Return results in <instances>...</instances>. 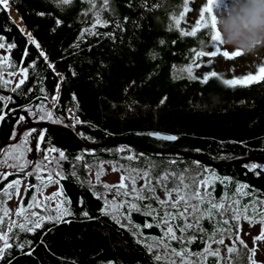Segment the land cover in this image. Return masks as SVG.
<instances>
[{
    "label": "trees",
    "instance_id": "1",
    "mask_svg": "<svg viewBox=\"0 0 264 264\" xmlns=\"http://www.w3.org/2000/svg\"><path fill=\"white\" fill-rule=\"evenodd\" d=\"M218 1L215 0L212 10L217 7ZM145 2L147 11L142 0H106V9L105 0H71L70 5L63 6V11L52 0H8L7 7L0 4V36L5 38V45L14 44L11 49H0V57L8 58L0 67V75L4 80H11L12 77L7 75L12 70L8 66L9 61L17 67H27L31 61H36L28 69L27 79L16 91H13L16 84L0 83V96L11 98L0 101V112L4 114L0 119V142L18 115L12 125V130L17 132L29 120L67 127L84 144L128 140L153 150L169 151L151 153L120 144L88 151L63 131L36 128L28 137L27 147L31 151L25 153L32 163L23 172L9 167L15 161L7 159L5 163L6 158L3 153L0 154V174L5 168L10 171L7 177L0 178V187L18 177L21 182L27 178V185L36 186L39 183L36 175L46 176L47 171L27 176L24 172L32 173L35 163L42 162L43 149L55 148L68 157V160L61 161L65 173L69 172L74 157L82 156V160L75 163L77 173L83 179L90 178L83 164L94 161L97 164L113 161L132 167L157 164L161 169L167 167L177 172L207 168L216 177L209 181L216 202H220L225 193L231 199L239 197L241 205L253 198H264V169L250 170L245 167L254 161L214 167L175 153H190L216 164L264 157V77L247 86H227L223 83L224 79L256 75L259 68L264 67V59L254 58L244 74L233 73V64L227 68L226 62L221 60V63L212 62L211 66L204 63L202 67L218 70V77L210 78L206 84L190 81L184 68L189 63L201 62L203 58L195 57V52L213 50L210 21L209 27L199 29L195 36H181V30L190 32L195 27V21H188L189 8L186 16H179L184 10L185 0H162V6L155 9L151 6L157 0ZM194 2L201 3L200 8L207 4V0H187V6ZM85 11L87 15L82 14ZM94 11H99L109 23L105 27L96 26L94 32L99 35L85 32L84 38L77 40L80 30L91 25ZM38 12L44 15H37ZM124 17L128 18L127 21ZM174 18L180 20L178 26ZM204 18L209 19L206 12ZM57 19L61 21L59 25L56 24ZM21 29L24 31L21 32ZM28 33L39 44V49L29 42ZM201 39L205 41L203 45L199 43ZM41 50L48 57L47 62L39 55ZM47 63H52L53 68H48ZM193 72L195 74V68ZM41 87L44 88L43 93L40 92ZM29 88L32 91L29 92ZM54 94L57 99L50 109L48 102ZM45 96L47 99H44ZM163 97H166L165 102L160 104ZM212 97H216L215 101ZM41 103L45 109L52 111L59 122L36 118V106ZM29 106L33 115L28 114ZM67 107L72 108L79 122L70 124ZM19 116H24L25 120L17 123ZM40 130L44 131V136L40 138V150H37L35 145ZM152 131L175 135L177 139L169 141L149 136L147 133ZM9 139H14L11 134ZM13 143H19V139ZM50 153L55 158L59 157L58 152ZM129 156L133 159H127ZM106 164L111 166L109 163L103 165ZM92 170L96 171L95 168ZM225 177L230 179L225 181ZM237 183L247 185L242 189V193L247 195H232ZM59 185L63 195L70 200L68 207L72 214L64 217L68 222H44L33 233H20L21 240L26 238L32 243L23 249L13 245L7 257L11 264H107L109 260L113 264H149L145 248L135 242L131 232L119 228L109 216L99 213L103 201L92 194L86 183L81 186L67 175L59 181ZM33 191L34 188L24 191L21 202L26 205ZM3 198L0 192V202ZM140 203L143 205L145 202ZM151 207H156L155 202ZM83 211H87L93 219L83 217ZM131 215L134 223L143 225L145 220L152 222L151 216L140 212L133 211ZM7 221L8 217L5 218V226ZM201 226L205 231H195L198 239L189 245L193 251L203 247L202 240L207 239L212 230L207 217ZM141 231L146 236L160 235V229L155 226L141 227ZM172 244L179 247L174 241ZM214 259L210 257L207 264H213ZM0 264H7V261L0 259Z\"/></svg>",
    "mask_w": 264,
    "mask_h": 264
},
{
    "label": "snow or ice",
    "instance_id": "2",
    "mask_svg": "<svg viewBox=\"0 0 264 264\" xmlns=\"http://www.w3.org/2000/svg\"><path fill=\"white\" fill-rule=\"evenodd\" d=\"M54 5L63 11V6L71 4V0H52ZM8 0H0V4L7 7ZM215 4V0H207V4L199 9L200 18L195 20V27L190 32H184L181 30V36H195L197 31L202 28L209 27L211 29V43L212 49L208 51L195 52V57H216L221 52L220 47L217 46L219 41V33L216 29L215 17L213 15L212 6ZM142 5L145 10L148 9V5L145 0H142ZM105 0V9H106ZM162 6V0L152 4V9ZM92 7L95 4L92 3ZM187 0L184 3V10L179 13L180 17L185 16L187 11ZM207 13L208 20H205L204 14ZM37 15H44L43 12L36 13ZM82 14L87 15V12ZM127 17L124 20L127 21ZM175 19V24L178 26L180 20ZM61 21L56 20V24L59 25ZM109 21L103 18L99 11L92 13V23L87 28L80 30V35L77 36V40L84 38V33L89 35L100 33L94 32L96 26L105 27ZM119 27V25H117ZM24 30L21 29V32ZM29 42L34 44L37 49L40 48L39 44L28 33ZM105 35H109L105 33ZM4 37L0 36V49H11L14 44L8 43L5 45ZM164 43L163 40L160 41ZM221 44V43H220ZM79 47L78 44L75 45ZM27 55V52L24 53ZM39 55L44 58V61H48V57L41 50ZM241 53L237 51H223L222 56L224 58L239 57ZM193 57V59H195ZM7 56L0 57V67H3ZM23 63V58L21 59ZM36 61L33 60L27 67H17L11 64L9 61L8 66L12 69L8 71L9 77L20 74V79L16 81V87L13 91L20 88V85L27 79L28 69L35 65ZM204 62L189 63L184 68L187 73V78L190 81H199L201 84H206L210 78L218 77V70H211L209 67H202ZM207 65H212V60H207ZM48 68H53L52 63H47ZM175 67V65H173ZM194 68L197 70L194 74ZM74 74V73H73ZM264 77V67H260L256 75L248 74L239 78L224 79L223 83L227 86H247L249 83L256 82L260 78ZM61 79L63 77L61 76ZM0 83L5 85L12 83V81L4 80L0 75ZM59 88V83L57 84ZM28 91H32L31 88ZM40 92H44V88H40ZM10 97L0 96V101L9 100ZM44 99H47L45 96ZM57 97L53 95L51 100L55 102ZM73 99L75 97L73 96ZM166 97L160 99L159 103L163 104ZM54 106V105H53ZM37 112L35 116L38 120H48L52 123L59 122L53 117V113L49 109H45L41 103L36 106ZM28 114L34 113L29 106L27 108ZM3 113L0 112V119H3ZM25 120L24 116H19L17 123ZM79 122V121H78ZM35 129L27 128L21 131L18 135L15 129L12 130L11 136L18 138L19 143H11L7 145V148H0V153L7 159L15 161V163L9 164V167L15 168L19 172H23V169L28 164L32 163L27 159L25 153L31 151L27 147L28 137ZM149 136L156 137L158 139L173 141L177 139L175 135H163L160 132L152 131L147 133ZM44 131L40 130L39 136L35 148L40 150V138H43ZM88 151H92L89 149ZM50 152H58V158H50ZM127 159L132 160L133 157L129 156ZM62 160H68L65 153L55 148L43 149L42 162L37 161L32 173L24 172V175L37 174L42 171H47L46 176L36 175L38 181H42V186L47 187L50 184H59L61 179L66 178L67 175L73 177L81 186L85 183L88 185L89 190L94 196L103 201L102 206L98 209L101 215H107L109 218L119 227L129 230L135 239L137 244L142 245L145 248L146 255L149 258V264H207L210 257L215 258L213 264H264V260H257L255 256L257 254V241H264V200L259 198H253L247 204L241 205L239 198L233 200L227 196V193L220 197V202L215 201V197L212 194V188L209 181L216 179L214 173H209V169L196 168V169H184L179 172L175 170H169L167 167L161 169L157 164H148L147 166H126L118 164L113 161H100L98 164L94 161L92 164L84 163L83 167L87 172H91L93 168L96 169L95 183L91 178L83 179L77 173V166L75 162L82 160L81 155L74 157V160L70 162L69 172L65 173L61 165ZM111 164L112 171H119L120 176L118 182L107 183L101 180L104 175L103 164ZM199 165V161L195 162ZM245 167L251 169H257L258 167L264 169V165H257L255 162H250ZM9 173L4 172L0 174V178L7 177ZM225 181L230 178H223ZM139 182V183H138ZM247 185H241L237 183L233 196L242 193V189ZM28 188H34L32 192V198L28 200L25 205L22 203L21 194V179L18 177L11 181H7L0 187V192L6 199H11L13 195H16L17 206L15 207V219L10 217V209L6 206H0V259L7 261V264H11L7 257L10 255L8 250L13 248V245L17 249H23L27 245H31L32 241L28 239L21 240L20 233H33L35 230L40 229L44 222L53 224L67 223L64 219L66 216H70L72 213L68 204L70 200L63 195L62 187H57L49 195H43L42 188L35 185L28 184L24 191ZM37 193L43 197V202L37 197ZM111 193V195H109ZM55 201L53 206L52 201ZM140 202H145L143 205ZM155 202L156 207H151ZM2 203V202H0ZM82 203V201H81ZM40 209V211H36ZM140 212L145 216H151L152 222L145 220L143 225L134 223L132 219V212ZM250 211V214H249ZM83 217L93 219L90 217L87 211L81 212ZM8 217L7 225L5 226V218ZM207 217L208 221L212 224V230L209 233L207 239H203V247L198 251L190 249L189 245L198 238L194 234L195 231H205L201 226L202 221ZM246 221L251 227L253 224H259V233L252 235V247L249 248L247 243L241 238V221ZM157 227L160 229L159 236H146L141 231L143 228ZM18 229V231H14ZM247 235V233H245ZM225 238L230 243L225 244ZM176 242L179 247L173 246L172 242ZM216 245V247H211ZM221 246L225 250V254H221ZM30 254V252H29ZM107 264H113L111 260L107 261Z\"/></svg>",
    "mask_w": 264,
    "mask_h": 264
},
{
    "label": "clouds",
    "instance_id": "3",
    "mask_svg": "<svg viewBox=\"0 0 264 264\" xmlns=\"http://www.w3.org/2000/svg\"><path fill=\"white\" fill-rule=\"evenodd\" d=\"M213 15L222 46L264 59V0H223Z\"/></svg>",
    "mask_w": 264,
    "mask_h": 264
},
{
    "label": "rangeland",
    "instance_id": "4",
    "mask_svg": "<svg viewBox=\"0 0 264 264\" xmlns=\"http://www.w3.org/2000/svg\"><path fill=\"white\" fill-rule=\"evenodd\" d=\"M222 4H223V0H219L218 4H217V7L215 9L213 8V14L218 9V7L220 5H222ZM200 6H201V3H199V2H194L192 4L191 3L188 4L187 9L189 8L190 11H188L187 17H189L188 21L190 23H193L195 20L198 19ZM10 12H11V10H10ZM11 14L16 19L15 14L12 13V12H11ZM185 16H186V14H185ZM218 47H220L221 52L218 53L216 57H214V58L203 57L201 61L206 63L207 60L211 59L214 64L221 63L222 61H224V62H226L225 65L227 66V68H230L229 66L231 64H233L231 66V67H234L233 68V73L244 74V73L248 72V70L250 69L249 65H251V63H253V59H254L253 57L241 54L239 57H232L230 59L229 58H224L222 56V52L223 51H232V50H229V49L225 48L221 44H219ZM220 60H221V62H219ZM218 66H220V64H218ZM196 72H197V70H196ZM196 72H195V74H196ZM19 79H20V74L17 73L16 76H13L11 78L12 85H15L16 81L19 80ZM54 104H55V102L50 100L48 102V107L50 109H52ZM67 110H71L72 111V108L71 107H67ZM66 113H67V117L70 118V112L67 111ZM10 140H12V139H10ZM49 157L50 158H55V155L53 153H49ZM32 159L34 160V157ZM103 169H104V175H102V177H101V180L103 182H107V183L118 182L119 176H120V173L118 171H112L111 170V166L108 165V164L103 165ZM4 172L9 173L10 171L7 170V168H5V170L2 173H4ZM94 173L95 172L93 170H91V172H89V177L91 178V180L93 182H95ZM26 186H27V178H25L21 182V194H23L24 188ZM36 186L42 188L43 195H49L57 187H60L59 184H50L47 187H43L42 186V181H39V183H37ZM37 197L41 200V202H43V197L40 196V193H37ZM237 198H239V197H237ZM17 200H18L17 196L13 195L11 197V199H6V198L4 199L3 198V200L1 201L2 202L1 203L2 206H6V207H8L11 210L10 211V217L12 219H14V217H15L14 212H15V207L17 206ZM233 200H235V199H233ZM261 200H264V198H261ZM52 204L54 206V204H55L54 200L52 201ZM36 211L39 212L40 209H36ZM240 227H241V232H240L241 238L247 243L248 247L251 248L252 247V239H251V237H252V235H257L259 233V224L256 223V224H253L251 227H249L248 223L246 221L242 220L241 223H240ZM245 233H247V235ZM228 243H230V241L227 238H225V244H228ZM211 247H216V245H211ZM221 254L222 255L225 254V250H224L223 246H221ZM255 259L264 260V241H257V254L255 256Z\"/></svg>",
    "mask_w": 264,
    "mask_h": 264
},
{
    "label": "water",
    "instance_id": "5",
    "mask_svg": "<svg viewBox=\"0 0 264 264\" xmlns=\"http://www.w3.org/2000/svg\"><path fill=\"white\" fill-rule=\"evenodd\" d=\"M17 117H18V115H16L15 119L13 120V122L11 124V127L9 128V130L7 131V133L4 136V139L0 142V148H4V146L6 144L13 143V142L17 141L18 138H14L12 140L9 139L11 131H12V125L15 122V120L17 119ZM27 128H32V129H36V128H44V129L45 128H54V129L63 131L64 133L69 135L76 143H78L79 145L85 147L86 149H93V148L100 147V146H108V145L120 144V145H129V146H132V147H136V148H138L140 150H143L145 152H151V153H165V152H169V151L153 150V149H150L148 147H145L143 145H140L138 143H135V142H132V141H128V140H115V141H111V142H107V143H103V144H84L67 127L55 126V125H51L49 123H44V122L32 123L29 120H28V123L17 132L18 135L21 134V131L23 129H27ZM175 153H178L180 155H185V156H188V157H192V158L196 157V159L204 161V162H206V163H208V164H210L211 166H214V167L231 166V165H236V164L249 162V161L264 163V157H248V158H243V159H236V160H234L232 162H228V163H225V164H216V163L211 162L210 160H207V159H205L203 157L195 156V155L190 154V153H184V152H179V151H175Z\"/></svg>",
    "mask_w": 264,
    "mask_h": 264
},
{
    "label": "built area",
    "instance_id": "6",
    "mask_svg": "<svg viewBox=\"0 0 264 264\" xmlns=\"http://www.w3.org/2000/svg\"><path fill=\"white\" fill-rule=\"evenodd\" d=\"M70 112V124H73L74 122H77L78 119L73 115V112L71 110H67Z\"/></svg>",
    "mask_w": 264,
    "mask_h": 264
},
{
    "label": "bare ground",
    "instance_id": "7",
    "mask_svg": "<svg viewBox=\"0 0 264 264\" xmlns=\"http://www.w3.org/2000/svg\"><path fill=\"white\" fill-rule=\"evenodd\" d=\"M150 52V51H149ZM5 147V146H4ZM196 156V155H195ZM195 159H196V157H195ZM210 165V164H209Z\"/></svg>",
    "mask_w": 264,
    "mask_h": 264
},
{
    "label": "crops",
    "instance_id": "8",
    "mask_svg": "<svg viewBox=\"0 0 264 264\" xmlns=\"http://www.w3.org/2000/svg\"><path fill=\"white\" fill-rule=\"evenodd\" d=\"M55 96H56V94H55Z\"/></svg>",
    "mask_w": 264,
    "mask_h": 264
}]
</instances>
